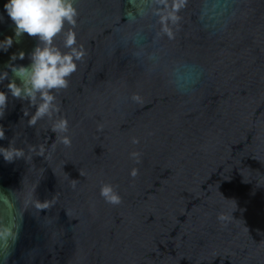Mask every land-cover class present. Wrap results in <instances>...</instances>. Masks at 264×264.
Segmentation results:
<instances>
[{
  "label": "water",
  "instance_id": "1",
  "mask_svg": "<svg viewBox=\"0 0 264 264\" xmlns=\"http://www.w3.org/2000/svg\"><path fill=\"white\" fill-rule=\"evenodd\" d=\"M174 2L177 20L162 26L173 0H77L87 54L57 93L69 146L47 118L30 126L35 107L0 79V147L25 153L0 156V264H264V0ZM5 3L0 41L14 43L0 73L12 78L37 38L15 42ZM179 62L202 69L188 94L167 83ZM104 183L120 204L101 197Z\"/></svg>",
  "mask_w": 264,
  "mask_h": 264
},
{
  "label": "clouds",
  "instance_id": "2",
  "mask_svg": "<svg viewBox=\"0 0 264 264\" xmlns=\"http://www.w3.org/2000/svg\"><path fill=\"white\" fill-rule=\"evenodd\" d=\"M4 9L14 23L15 42L19 43L20 38L27 34L37 38V46L30 54L29 65L10 64L13 77L9 78L7 72H2L0 79H10L7 88L12 97L29 101L35 107L36 111L28 121L30 126H36L40 120L47 118L52 121L50 129L56 133L57 138L65 146H69V121L63 117L56 118L60 111L57 93L69 87L71 77L78 71L79 63L87 54L77 38V0H7ZM178 11L179 5L173 0L171 5L165 6L159 13L160 24L164 26L169 22L174 23ZM2 20L3 17L0 16V21ZM58 37H63L62 45L56 43ZM127 42L137 49V57L145 54L146 37L142 32L131 34ZM13 43V37H6L0 41V50L6 51ZM24 56L21 52L19 59H24ZM16 59V56L12 57L13 61ZM148 59L153 64L159 63V58L155 55H149ZM164 71L168 85L179 94L190 93L202 75V69L187 62L176 63L166 67ZM131 99L135 103L142 102L138 94H134ZM7 103L8 93L0 91V117L4 115ZM4 138L5 130L0 127V139ZM132 143H138V140L133 138ZM24 155L23 149L13 145L8 148L0 147V156L8 162L23 158ZM130 158L138 161L139 153H130ZM137 174L138 170L133 169L131 175L135 177ZM100 195L112 205L121 203V196L111 183L102 184Z\"/></svg>",
  "mask_w": 264,
  "mask_h": 264
}]
</instances>
